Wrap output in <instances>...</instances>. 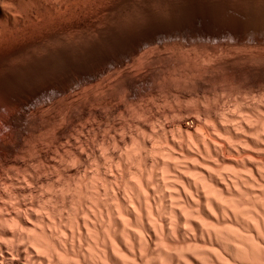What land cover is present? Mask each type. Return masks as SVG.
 <instances>
[{"label": "bare ground", "instance_id": "1", "mask_svg": "<svg viewBox=\"0 0 264 264\" xmlns=\"http://www.w3.org/2000/svg\"><path fill=\"white\" fill-rule=\"evenodd\" d=\"M24 1L27 2L28 0H0V45H1L0 48H3V49H1L2 52H0V69L4 65L6 67V64H8V66H9L10 63H7L9 60H12L11 62L14 65L15 63H13L14 62L13 59L21 57V56L26 58V59L24 58L23 60H26L27 63H29L28 61H30V60L27 61L28 58H30L31 60L33 59V61L36 58L38 60V58H39L38 53L39 52L36 55V51H34V50L38 49V48H36L38 46L41 47L42 44L44 46L43 40L41 41V37H39L40 35L38 34V31L35 32L34 30H32L30 28L33 26V24H31V22L28 21V19H27L28 16L26 18L28 23L26 22L27 26L25 24V27H26L25 32L23 31L24 27L22 28V30L20 29L24 24L22 25L20 23L22 17L19 18V20H20L19 21L18 15H16V14H20L21 12L24 13V12H26L25 10L28 11V9H29L28 4L30 5V3H28L26 5ZM31 1L37 2V1H33V0H31ZM48 1H50V0H48ZM63 1H65V0H63ZM87 1L89 2V0H87ZM155 1L159 2V0H155ZM163 1L165 2V0H163ZM170 1H172V0H170ZM187 1H189V0H187ZM200 1H197V2H200ZM32 2H31V4H33ZM43 2H44V0H43ZM45 2L47 4V0H45ZM68 2H69V4H74V0H68ZM77 2H79V1H77ZM136 2H138V0ZM162 2L160 4H162ZM167 2L168 1H166V3H164V4H162L163 6L160 5L161 8L163 7V10H164V8L166 9L167 4H169ZM173 2L176 3V0L172 1L171 3L173 4ZM177 2H179V3L182 2L181 4L184 3L183 0L182 1L177 0ZM197 2H196V4L198 5L199 3H197ZM51 3H53V2L51 1ZM64 3H66V2H64ZM119 3H120V1H119ZM171 3H170V5L173 9V7H175V5L173 4L174 6H172ZM215 3H216V1H215ZM23 4H25L24 6H26L28 9H26L25 7H22ZM46 4H44L43 6H45ZM156 4H158V3H156ZM165 4H166V6L164 7ZM181 4L177 5V6L183 7L184 4L183 5H181ZM193 4H194V2H193ZM201 4L202 3H200L199 5H201ZM36 5L38 6V4L34 3V6H36ZM59 5L56 4L55 6L59 7ZM67 5L65 4L64 6H67ZM90 5H91V3H90ZM148 5H149V3H148ZM239 5L242 6L241 4H239ZM31 6H29L30 7L29 10H31V8L33 9V7H34V6L31 7ZM37 6H36V8H38ZM40 6H42V5H40ZM61 6H63V4ZM95 6H97V5H95ZM193 6H194L193 9L196 8L195 7L196 5H193ZM202 6H204V5L202 4ZM132 7H134V6L132 5ZM158 7H159V4H158ZM168 7H169V9L168 8L167 9L170 10L171 7L170 6H168ZM253 7H254V5H253ZM258 7L260 8V6H258ZM50 8H52V6H50ZM64 8H66V7H64ZM71 8L74 9V7H71ZM83 8H85V7H83ZM93 8H95V7H93ZM153 8H154V5H153ZM43 9L44 8L39 10L42 12V16L46 12V11H44V13H43V11H42ZM75 9H76V7H75ZM90 9H91V7H90ZM228 9H229V7H228ZM236 9H238V8H236ZM37 10L36 11L34 10V11L38 12ZM69 10H70V7L68 8V12H69ZM168 10L166 11L167 13L170 12ZM196 10L197 9H195L194 12H196ZM203 10H204V7H203ZM215 10L216 9H214V11ZM56 11H58V9ZM63 11H65V10L63 9ZM138 11L139 10H137V12ZM141 11H143V10H141ZM147 11L150 12L149 10H147ZM147 11H144V12L146 13ZM161 11H162V9H161ZM161 11H159V12L161 14H163V12H161ZM173 11L175 13V9ZM179 11H180V15H181L182 14L181 10L179 9ZM187 11H186V13H187ZM207 11H209V10H207ZM211 11H212V8H211ZM219 11H221V10H219ZM35 12H34V14H35ZM75 12H76V10L74 11V13ZM80 12H81V10L79 11V13ZM114 12H115V10H114ZM159 12H158V14H159ZM164 12H165V10H164ZM183 12H185V10ZM188 12H190V11H188ZM29 13H30V11H29ZM63 13L61 12L62 15H64ZM71 13H73V12H70V14ZM85 13H86V10H85ZM139 13H142V12H139ZM147 13H146V15L148 17ZM151 13H149V14L151 15ZM204 13H206V11ZM226 13H227V11H226ZM262 13H264V12H262ZM37 14L40 15L41 13L38 12ZM45 14H47V13H45ZM48 14L50 15V11L48 12ZM89 14H90V12H89ZM177 14H178V12H177ZM177 14H176V18L179 16V14H178V16H177ZM190 14H192V13H190ZM39 15H38V17H39ZM81 15H83V14H81ZM91 15H92V13H91ZM130 15L134 16L135 13H133V14L130 13ZM130 15H128V16H130ZM152 15H154V14H152ZM156 15H157V13H156ZM166 15L164 17H166ZM24 16H26V14ZM47 16L44 15V17H46L44 19H47ZM59 16L57 17V20H59L58 19ZM76 16H75V19H76ZM79 16H80V14H79ZM79 16H77V19ZM85 16H82V17H85ZM87 16H88V14H87ZM99 16H97V17L99 18ZM138 16L142 17L143 14L142 15L139 14ZM138 16H137V18L135 17L136 19H138L137 20L138 22L140 21L139 19H141L145 23H148L147 21L144 20V18H146V17H144L142 19L141 17L139 18ZM157 16L159 17V15H157ZM228 16L229 15H227V17ZM34 17H36V15ZM38 17H37V19H38ZM49 17L50 16H48V18ZM63 17H65V16H62L61 19ZM131 17L132 16L128 17V19ZM164 17H162V18H164ZM168 17L170 19L173 16L170 17L168 15ZM174 17H175V15H174ZM186 17L188 18V16H186ZM198 17H199V15H198ZM230 17H231V15H230ZM67 18H68V16H67ZM73 18H74V16H73ZM122 18H124V17H122ZM122 18L119 20L117 18V20L121 21V23H122V22H124V20ZM133 18L134 17H132L131 19H133ZM149 18H146V20L147 19H148V21L151 20ZM151 18H152V16H151ZM183 18L181 16V20ZM205 18H207V17H205ZM31 19H30V21H32ZM55 19H56V17H54V19H51V20H55ZM114 19L115 20L113 22L117 21L116 17ZM128 19L126 18L124 23H126V21H127V23L129 24ZM131 19H130V21H131ZM153 19H157V17L156 18L154 17ZM166 19L167 18H165V20ZM208 19L210 22L211 18H208ZM218 19H220V18H218ZM241 19H242V17H241ZM25 20H24V23H25ZM41 20L43 21V17ZM62 20H64V19H62ZM85 20L87 21V19H85ZM85 20L83 22H80V23L79 22H71L69 20H68L69 21V23H68L65 20V24L66 23L69 24L66 26L59 24L60 21L59 22L53 21V23L51 22V24L48 26L46 24L50 20L47 19L46 20L47 23L45 24L43 22L44 23L43 26L46 25V26H48L47 28L50 27L49 29L51 30V32L53 31V36L59 42L60 32H61V34H62V32L63 33L69 32L70 33L69 37H71V32H73V30H75L77 28L81 29L79 27H83L86 25ZM158 20L161 21L160 18L157 19V21ZM173 20H174V18H172V21ZM175 20L177 21V19H175ZM178 20H180V19H178ZM199 20H200L199 24L201 25V20L203 21L204 18L203 19L200 18ZM205 20H204V22H205ZM250 20H251V18H250ZM73 21H76V20L73 19ZM89 21L90 20H88V22ZM95 21H97V20H95ZM105 21H106V19H105ZM118 21L115 24L118 25L117 29L119 30V28L121 26H119ZM133 21H134V19L132 20V22ZM152 21L155 23L156 20L155 21L152 20ZM176 21H174V22H176ZM232 21H233V19H232ZM22 22H23V19H22ZM34 22L35 21H33V23ZM132 22H131V25L133 26ZM144 22H142V23H144ZM164 22H166V21H164ZM168 22H169V20H168ZM221 22H219V23H221ZM223 22L225 23V20H223ZM236 22L237 21L233 22L234 25ZM39 23H40V25L42 24L40 21H39ZM140 23H141V21H140ZM230 23H231V21H230ZM238 23H240V21H238ZM20 24H21V27H20ZM36 24L38 25V23H36ZM88 24L89 23H87V27H88ZM115 24H113V25H115ZM135 24H137V22L134 23V25ZM172 24H173V22H172ZM205 24H208V22ZM226 24H228V22ZM241 24L243 25V23H241ZM40 25H38V27ZM117 25H115V26L117 27ZM120 25H122V24H120ZM138 25L135 27H138ZM151 25L152 24H150L149 26H151ZM162 25H160V26H162ZM200 25H199L200 28H204V27H201L202 25L201 26ZM89 26H91V25H89ZM96 26H95V28H96ZM115 26H114V28H115ZM125 26H126V24H125ZM125 26H124V28H125ZM143 26H146L145 29L149 28V27H147L148 25H145V24L142 26H139V28L141 29V27L143 28ZM170 26H171V24H170ZM213 26L214 25L212 24L211 28ZM229 26L230 25H228V27ZM232 26H233V24H232ZM40 27H42V26H40ZM135 27L132 29L129 28L132 30L131 31L132 33L134 32L133 29L134 30L138 29ZM196 27H198V26H196ZM216 27L214 26L213 29L215 30ZM238 27H239V25H238ZM255 27H257V26H255ZM27 28L28 29L30 28L31 30L29 29V31H27ZM150 28H152V27H150ZM250 28L248 27L247 29L249 30ZM259 28L261 29V27H259ZM45 29H46V27H45ZM45 29H43V31H42L39 28V30L43 33H45L44 32ZM85 29H86V26H85ZM88 29L89 28H87V30ZM107 29H110L109 26L107 27ZM107 29H105V30H107ZM117 29L113 30V27H112V30L114 33L117 31ZM120 29H122V28H120ZM153 29H157V27L153 28ZM232 29H234V27ZM257 29H258V27H257ZM50 30H48V32ZM97 30L98 29L96 28L95 31H97ZM112 30L111 31L109 30V31L112 32ZM124 30L128 31V33L130 32L128 29L126 30V28ZM147 30L148 29H146V32H147ZM221 30L222 29H220V31ZM80 31H82V30H80ZM137 31H136V33H137ZM144 31L145 30L141 31V33ZM157 31H158V29H157ZM195 31H197V30H195ZM91 32H93V29L91 30ZM91 32H86V33H88L89 37H93L95 34V32H94V33H92L93 36L89 35V33H91ZM99 32H100V30H99ZM99 32H98V35L101 33V32L100 33ZM110 32H108V33H110ZM150 32H151V30H150ZM221 32H223V31H221ZM235 32H237V31H235ZM66 33H65V35H66ZM69 33H68V35H69ZM77 33H76V35H79V33L78 34ZM102 33H104V32H102ZM106 33H104V34H105V36L107 35V37H108V33L107 34ZM125 33H123V34H125ZM128 33H126V34H128ZM141 33H140V35H141ZM147 33L149 34V30ZM147 33H145V34H147ZM110 34H112V33H110ZM115 34H117V32ZM119 34L120 33H118V35ZM123 34H120V35H123ZM148 34H147V36H148ZM229 34H231V32ZM255 34H256V32H255ZM65 35L62 36L64 38V40L66 39L65 37L68 36V35L67 36H65ZM103 35H102V37H103ZM251 35H252V33H251ZM262 35H263V33H262ZM49 36H50V33H49ZM51 36H52V33H51ZM85 36L83 34V39ZM88 36H86L87 39L89 38ZM113 36L114 35H112V37ZM128 36L130 37L131 35H128ZM142 36L143 35H141V37ZM86 37H85V39H86ZM114 37H117V36H114ZM122 37H124V36H122ZM149 37L150 36H148L147 38H149ZM240 37L237 38L238 42H239ZM243 37H242V39H243ZM63 38L61 40H63ZM76 38L79 39V40H75L76 42L77 41L78 42H84V40L81 39L80 36H78ZM95 38H97V37H95ZM98 38H97V41H95L96 39L91 40L92 44H91V42L90 43L87 42V39H86V42L89 44L88 45L85 44L86 49L83 48L85 45H83L82 48H80V50L84 49V54L82 56H80V55L74 56L77 53L76 54L73 53L74 54L73 55L71 53V51H69V50H71V47L70 48L68 47L69 49L67 48L68 51H66L64 49L66 46L63 47V50L61 49L62 46H58L59 49H61L62 51H64V50L66 51V52L64 51V53H60V55L62 56V59L65 60V64L63 65L61 63H58V62H56L57 60L53 58L54 60H56L55 61L56 63L61 64L63 67H60V68L58 67L57 69H54V73H52V74H49L50 72L46 73L45 72L46 69L44 70V67L42 70H39V71H37L38 69L35 70V67H32V68H34V70L29 71L28 68H31V67L30 66L24 67V66H22V64L21 65L18 64V65L22 66L23 68L27 67L26 69H28V70L24 69L23 71H21L22 73H19L20 74L19 76H16L15 74L13 75V73L11 74V72H10L11 67L10 66H9L10 69H8L9 71L5 70V72H2L0 70L1 78L3 77L2 74H4L6 77L5 81L0 78V160L1 161L6 162V163H10V164L11 163L17 164L18 162L20 163V161H18V159H15V155L19 154V155H21V159H24V158H22L23 156L28 157V155L29 156L32 155V158L34 157L35 161L43 164V162L45 160H47L46 159L47 153L49 151H47V153H46L42 150L43 148L41 149L40 143L42 141L39 142V139H41V138H39V135L43 131H47V132L49 131L52 134V135H50V134L49 135L52 136L54 141H55V138H56V140H60L64 136V134L66 133V127H63V125L61 127L55 126L56 121L54 120L55 121L54 122L53 120H51V118L53 117L52 115L55 113L54 111L57 110L59 112L60 109L62 111V108L65 107V105H68L71 103V105H73L72 108L76 109V111H77V113L76 112L75 113L79 114L82 117L85 115H86V117H87V115L91 116L93 111L91 110V106H89L91 104L90 103L91 101L87 100L89 98L86 99L88 102H86L85 104H83L81 106H79L76 103L74 104V98H76V97L71 96L72 94L70 95V93H72L69 90L71 87L68 89L67 85L72 81V79L74 78L73 76H75V74H76L75 72H77V71L80 74L82 73L83 76H84V74L87 75L86 77L84 76L85 80L82 79L83 77L79 75L80 79L84 80L85 83L91 81L94 83V85H96L95 84L96 80L102 78V74L105 70L104 67L102 66V64L105 63V60L107 59L110 50L109 51L107 50L108 49L107 42H106V44H107L106 48L107 49L104 50L105 47H103V46H104L105 42L103 40L102 41L104 42V44H103V46H101L103 48V51H97L101 48L100 45L102 44L101 43L102 41L99 42V43H101L99 45L100 48L95 50L93 44L95 45V47H96V45H98V44H96V42H98V40H99ZM105 38L106 37H103L102 39H105ZM67 39L70 40L69 38H67ZM67 39H66V42H67ZM108 39H110V38L108 37ZM108 39L105 41H108ZM122 40H123V38H122ZM133 40H136V39H133ZM261 40H263V38ZM44 41L46 43V40H44ZM55 41H53V42L55 43ZM71 41L73 42L74 39ZM71 41H70V43H72ZM75 41H74V43H76ZM88 41H90V40L88 39ZM114 41H116V40H114ZM146 41H148V40L146 39ZM146 41H145V43H146ZM253 41H255V40H253ZM61 42H59V43L62 44ZM112 42H113V40L110 43H112ZM116 42H118V41H116ZM139 42H140V44H142V43L145 44L144 42H142V43H141V41H139ZM65 43H64V45H65ZM147 43H149V42H147ZM48 44L49 43H47V45ZM78 44L79 43H77V45ZM82 44L83 43H81L79 45L81 46ZM137 44H138V42H137ZM243 44H244V41H243ZM118 45H120V42ZM118 45H117V48H118ZM126 45L127 44H125V46ZM130 45H133V44H130ZM251 45H252V43H251ZM54 46H56V43ZM68 46H69V44H68ZM113 46L116 47V45H113ZM58 47H53L51 49L55 48L54 51L58 53V50H59ZM134 47L136 48V46H134ZM75 48H78V46L77 47L75 46ZM97 48H98V46H97ZM51 49H48L47 51H49ZM100 50H102V49H100ZM47 51H45V54ZM52 51L53 50H51V52ZM54 51L52 53L54 56H56L57 54H54L55 53ZM137 51H138V49H137ZM47 53H49V52H47ZM52 53H50V54H52ZM78 53H80L79 50H78ZM197 53H199V52H197ZM45 54L42 53V56H44ZM50 54H48L47 59H49V56H51ZM42 56L40 55V58H39V60H41V61L43 59ZM180 56H182V54H180ZM206 56H208V55H206ZM44 58L45 59H43V60H46L45 56H44ZM200 58H201V56H200ZM200 58H199V60H200ZM207 58H209V57H207ZM18 59H21V58H18ZM184 59H185L184 61H186L185 57H184ZM108 60H112V58L108 59ZM179 60H181V59L179 58ZM190 60H192V59H190ZM17 61L18 60H16V65H17ZM194 61H195V59H194ZM263 61H264V59H263ZM18 62H20V60ZM34 62H36V60ZM34 62L29 63V65L34 63ZM55 62H53V63H55ZM113 62L115 63V60ZM204 62H203V65H206V64H204ZM210 62H212V61H210ZM20 63H22V62H20ZM27 63H26V65H27ZM43 63L45 64V66H47L46 65L47 63H45V62H43ZM43 63L41 65H39V64L38 65L43 66ZM106 63H108V62L106 61ZM117 63L118 62L115 63V66ZM12 64H10V65H12ZM48 64H51V63H48ZM109 64H107V65H109ZM111 64H112V62H111ZM208 64L209 63H207V65ZM33 65H36V64L34 63V64H32V66ZM38 65L36 68H39ZM113 65L114 64H112V66ZM186 65H187V63H186ZM57 66H59V65H57ZM201 66H202V64H201ZM14 67H15V65H14ZM51 67H53V66H50V68ZM192 67H194V66L192 65ZM236 67H237V65H236ZM16 68H17V66H16ZM47 68H49V67H47ZM184 68H186V67H184ZM249 68H251V67H249ZM172 69H174V68H172ZM17 70H18V72H20L19 68ZM17 70H14L15 73L17 72ZM96 70H97V72H92V71H96ZM247 70H245V71H247ZM90 71H91V74L89 75ZM112 71H114L113 68H112ZM196 71H197V69H196ZM111 72H109V73H111ZM132 73L133 72H131V74ZM216 73H218V72H216ZM231 73H233L232 70H231ZM146 74H145V77L147 76ZM184 74H186V73H184ZM168 75L170 76L171 73ZM237 75H238V73H237ZM79 76L77 75V78ZM127 76H128V74H127ZM132 76H134V75H132ZM132 76H130L131 77L130 80L131 79L134 80V78H132ZM155 76H157V75H155ZM155 76H154V78H156V79H157V77H159V76H157V77H155ZM234 76H236V75H234ZM252 76H254V74ZM5 77H3V78H5ZM103 77H105V76H103ZM120 77H122V76L120 75ZM123 77H125V76H123ZM123 77L120 79L123 80ZM162 77H163V75H162ZM181 77H182V74H181ZM58 78H60V79L58 80ZM150 78H152V77H150ZM187 78H188V76H187ZM232 78H234V77H232ZM235 78H237V77H235ZM74 80H75V78H74ZM79 80L77 79V82ZM126 80H124V81H126ZM136 80H137V78H136ZM142 80L144 82L145 79H142ZM176 80L178 81L179 79L177 78ZM180 80L182 81V79H180ZM180 80H179V82H181ZM73 81L71 83H73ZM101 81H103V80H101ZM207 81H209V80H207ZM80 82L82 83L83 81H80ZM80 82H78V83H80ZM128 82H130V81H128ZM133 82H136V81H133ZM139 82H141V80ZM148 82H146V83H148ZM166 82H168V81H166ZM74 83H73V86L78 84V83L77 84H74ZM90 83H89L88 88L92 84V83L91 84ZM131 83L132 82H130V84ZM174 83H176V82L174 81ZM144 84H145V82H144ZM181 84H182V82H181ZM201 84H203V83H201ZM259 84H261V81ZM79 85L81 86V84H79ZM86 85H88V83H86ZM120 85H122V84H120ZM125 85H128V84H124L122 86L125 89H127L125 87ZM130 86H131V88L130 87H128V88L134 89V92H135L136 89L132 88V85H130ZM98 87H99V85H98ZM135 87H136V83H135ZM176 87H177V85H176ZM66 88L69 90V92H70V93L68 92L69 94L66 93L67 92ZM119 88L121 89L122 87L120 86ZM74 89H75V87H74ZM138 90H139V88H138ZM86 91H87V89H86ZM217 91H219V90H217ZM261 91H262V89H261ZM46 92L50 94V95L48 94L50 97L48 102H51V103H46L45 100H44L45 103L43 101L42 102L38 101L39 103H36L38 98L41 97L40 95L44 94V93L46 94ZM83 92L84 91H82V93ZM220 93L222 94V92H220ZM58 94H60V95H58ZM218 95H220V94H218ZM213 96H215V95H213ZM221 96L223 97V95H220V97ZM261 96H263V95H261ZM198 97H199V95H198ZM220 97H218V98L222 99ZM80 98H82V97H80ZM173 99L175 100V97ZM202 99H204V98H202ZM206 99H208V98H206ZM212 99H214V98H212ZM252 99H254V98H252ZM81 100L84 101L83 99H81ZM239 100H241V99H239ZM204 101H206V100H204ZM234 101L236 102V100H234ZM243 101H242V103H243ZM78 102L79 101H77V103ZM198 102H200V101H198ZM212 102H215V101L213 100ZM252 102H254V101H252ZM204 103H203V105H206ZM46 104H49V105L54 104V105H56V107L54 106L52 109V107H51L52 105L49 106V107H51V108H49V107H47ZM207 104H208V102H207ZM239 104H241V103L239 102ZM263 104H260V106H261L260 110L258 109V106H259L258 104H257L258 105L257 108H255V107L251 108V111L253 109H258L260 111V112L259 111L257 112L258 115H257V113H254L255 116L253 113H251V111H249L250 107H248L249 108L248 111H245L244 110L245 108L243 109L242 104H241L242 106L240 105L242 108L241 110H240V106L234 104L236 106V107L235 106L234 107L235 108L239 107L238 109L240 110V112H242V115L240 112H238L242 116L241 117L236 112L238 109L234 108L236 110L235 112L241 117V118H239V120H240L239 123H237L238 120H237V122L233 121V123H232L233 125H235L234 122H236L237 132L234 131L235 129L233 128L234 127L233 125L228 124V123H230V122H228V120H224V121H227V125L229 126V128H230V126L231 127L233 126L232 129L231 128L229 129L226 124L223 125V124L219 123V121L217 122V119L221 120V119H219L218 115L222 116L223 119L225 117H227L226 115H229L227 113L225 115V113H224V112H227L228 110L224 111V112L223 111L222 112H219V111L212 112L211 109H208L210 111L207 112L206 110L203 111L205 108H202L201 106H199V107H201V110L199 108L198 109L196 108V110H197L196 113H199L198 114L199 116L204 115L207 118H210L213 116H215L216 118L218 117L215 120L216 122L214 121L216 124L214 123V126L212 124V127L209 126L210 129L215 127L216 133H218V135H216L215 133H213L214 134L213 135L212 132H215V130L213 129L214 131L211 132L212 135L209 134L211 137L214 136V138H211V140L208 138L203 139V138H205V136H204L205 134L203 135L202 133H205V132L199 131L200 130L199 127H201L200 122L202 120H205V118H203V119L201 118L202 120L200 119L201 121L198 122V124H200V125L197 127H196V125H198L197 121H199V120L195 121L196 122L195 130L197 128V130L199 132H197V130L193 131V127H192L193 122L192 121H191V123H187V122L181 123L180 121H178V126L177 125L176 126L178 128H180V130H182L183 133H182V131L180 132V130L175 125H174V127H176L178 129L176 131H179L180 135L182 133V136L177 135V134H179V132H177V134H176L175 130H172L173 126H172V129L168 128L169 131L170 130H172V132L174 131V134L177 135L176 138L179 136V139H177V141H175L174 139L169 141V138L171 139V137H169L168 140L165 139V137H166L165 134L172 133V132L169 133V131L167 129H164L165 127H167L165 125H162V126H165L164 128L163 127H161V129L159 128L160 130L164 129L165 131L166 130L168 131V132L166 131V133L165 132L163 133L164 139L161 138L162 136H160V137L155 136V141L153 140V142L155 143L160 138V140L162 139L161 141L164 140V142H162V143L165 144L167 142L166 145H163V144H160V146L154 145L152 143V141H150L151 138L149 137V134L153 133L152 131L149 132L148 137H147V135L145 136L143 134L144 138L145 137L147 139L150 138L148 140H145L146 138L140 140L139 137H140V135H142V133L141 134L139 133L138 137L136 135L135 136L136 138L129 137V139L130 138H133V139H130L128 141L127 140L123 141L122 147H120V148H122L120 155L118 154V156L116 155V157L113 158V156H115V155H113L111 153H114V152L111 151V153H110L109 150L108 151L105 150L107 153H110L112 155V156H110L109 154H107L104 151L107 154V156L104 155V157L103 156L102 157L103 158H105V157L109 158V159L107 158L108 160H106V158H105L106 162L108 161L107 164L104 161L106 166H104L105 164L101 166V160H100L101 157H97L96 155L99 156V154H95V153H99V152L94 153L93 152L94 149H91L92 145L90 146L91 148H88L89 143L87 144V150L84 149L87 151L86 152L87 154H84V153L83 154L86 155L85 157L87 158L86 159L87 161L94 162V164L92 163L93 166H90L91 164L89 165V163L83 159L84 157L82 156V153L79 152V151H81L80 149L79 150L74 149L77 145L74 148L72 147L74 149V151L72 149L73 153L71 152L72 155H70V157H68V158H65L64 155H62L63 152H60V153H62L61 154L62 157L65 158L64 160H62V158H58V159H61L63 161L62 162L63 164L61 163V161L58 162V165H59V163H61V166H58V167H62V165H63V167H65L63 169L60 168L59 171L57 170L58 172L56 171L58 174L57 177L61 178L60 185H57L56 187L59 188V186H60V188H59L58 192L57 191L54 192V195H51V194L49 195L48 194L49 192H47L48 196H47V198L45 197L46 199L39 197L40 194L38 196V191L41 190V192H42V188H43V190H45L44 192L49 190L51 193L52 192L51 188L55 187V184L53 182H55V181L58 182V181H60L59 179L58 180L54 179L55 181H52V183L54 184V187H50V185L53 186V184L50 183L48 185V183H46V178L41 179V177H39L40 175H38V173H35L36 171L33 172L32 174L29 173L30 175H28L26 178H25V176L23 177L20 174L25 180L18 174L21 177L22 181L24 180V182L22 183V184H25L24 186L16 187V185H15V187L14 186L10 187L12 189H10V191L7 190L8 192H2L1 191L2 189L0 190V243L3 246L2 247L0 245V264H264V159H263L264 157L262 158V156H264V105ZM226 105H227V103H226ZM244 107L247 108V106H244ZM139 108H141V107H139ZM217 108H219V107H217ZM67 109H69V108H67ZM230 109H232V108H230ZM1 110H3V112ZM242 110H244V112ZM49 111H51V112H49ZM52 111L54 113H52ZM74 111H73V115L75 114ZM137 111L139 112V110H137ZM191 111H189V112H191ZM255 111H257V110H255ZM217 112H219V113L216 116ZM235 112H234V114H235ZM66 114H67V112L65 113V115ZM211 114H213V115H211ZM231 114H233V113H231ZM63 115H64V113H63ZM70 115H71V113L69 114V117H70ZM208 115H209V117H208ZM66 116H68V115H66ZM61 117L59 116V119H61ZM231 117H232V115H231ZM63 118H65V117H63ZM258 118H259V120L261 119V122L258 120ZM59 119H58V121H59ZM67 119H68V117H67ZM73 119H74V117H73ZM213 119H211V120H213ZM255 119H257V120L255 121ZM49 120H51V122ZM62 120L65 121L64 119H62ZM62 120L60 122H62ZM88 120H90V118ZM207 121H204V122H207ZM73 122H74V120H73ZM73 122H72V125H73ZM151 122H153V121H151ZM161 122L164 123L165 121L161 120ZM211 122H213V121H211ZM252 122H253L252 127H249V125ZM258 122H260L259 124L261 125L260 126L258 124L260 126V127L258 126V128H260V129H258L259 131L257 130L256 135H254V138H252L251 135H253V134H251V131L254 129L253 128L254 126L255 127L257 126ZM217 123H219L220 125H217ZM223 123H226V122H223ZM159 124L161 126V123H159ZM167 124H168V122H167ZM203 124H204V126H203ZM203 124H202V127L207 126V124H205V123H203ZM75 125L76 124H74L73 127H75ZM137 126L138 125H136V127ZM223 126H227V127L225 128ZM127 127H129V125ZM136 127H134V128H136ZM153 127H154V125H153ZM156 127H157V124H156ZM207 127L203 128V129H206ZM146 128L148 129V127H146ZM209 128H207V130ZM55 129H56V131L54 132ZM72 129L74 130V128H72ZM82 129H84V128L82 127ZM91 129H94V128H91ZM150 129H152V128H150ZM190 129H192L193 132L190 131ZM152 130H154V129H152ZM160 130H157V132ZM132 131H134V130L132 129ZM147 131H149V130H147ZM203 131H206V130H203ZM253 131H255V129ZM68 132H69V130H68ZM142 132H144V128H143ZM157 132H155L156 135L159 134ZM207 132H209V131H206V133ZM255 132H253V133L255 134ZM184 133H185V135H184ZM198 133H201L204 137ZM163 134L161 132V134H159V135H163ZM150 135H152V134H150ZM221 135L224 136L223 138L226 137V141L229 139L227 141L228 144H225V143H227L225 141V139L222 138V140L225 142V143H223V141L218 137V136L221 137ZM121 136H123V135H121ZM130 136H132V135H130ZM152 137H153V135H152ZM173 137H174V135L172 133V138ZM201 137H203V138H201ZM64 138H66V137H64ZM79 138H80V136H79ZM121 138H123V137H121ZM121 138H120V140H121ZM86 139L85 140L82 139V140L86 141ZM136 139H139V140L137 141ZM219 139L222 142H220ZM74 140H76V139H74ZM165 140H167V141L165 142ZM102 141L104 142V140H102ZM168 141H169V143H168ZM106 142H105V144H107ZM70 143H72V142H70ZM70 143H69V145H70ZM75 143L79 144V141L77 140V142H75ZM156 143L159 144L160 141H157ZM101 144L104 145V143H101ZM101 144H99V145H101ZM60 145H62V144L60 143ZM103 145L101 146L102 148H103ZM161 145H163V146H161ZM232 146L235 147V149H231ZM70 147L71 146L68 147L67 151L70 150L69 149ZM82 148H83V146H82ZM104 148H106V147H104ZM118 148H119V146H118ZM249 148L250 149H257V150H250ZM114 149H115V147H114ZM63 150L66 151L65 149H63ZM103 150L104 149H102V152H103ZM52 151H53V149H52ZM55 151H57V150H55ZM232 151L237 152V154L240 153L243 155H246L248 152H251V151H252L251 152L252 154L254 152H259V155L261 154L262 156L260 155L261 156V158H260L258 153H254L256 155V156L255 155L254 156L257 157V159L253 158L254 156L251 155L252 158H251V156H249L251 158V161H248L250 158L247 159V158H245L246 157L245 156L243 162L246 161L247 163L246 162L243 163L241 161L243 159V157L241 158V160H239V163H237L238 161L236 158H234L235 160L232 159L234 161H231L230 159H228V157L227 158L225 157L226 154L224 155V153L226 152L227 156H228V154H230V152H232ZM69 152L70 151H68V153ZM240 154H238V155H240ZM54 155H57V154H54ZM238 155H235V156H238ZM240 161L242 162V164ZM48 162H46V163H48ZM27 163L24 165L26 166ZM55 163H57V162L55 161ZM41 164H40V166H41ZM87 164L89 166H87ZM20 165H23V164H20ZM20 165L18 164L17 167H21ZM29 165L30 164H28V166ZM54 165L56 166V164H53V167H54ZM7 166H8V164H7ZM13 166H14V164H13ZM10 167H8V168L11 170L13 167L12 168H10ZM56 167H54V170L52 169L54 172L58 168V167L57 168ZM46 168L48 169V166H46ZM104 168L107 170H105ZM22 169H24V168H22ZM32 169L33 168H31V171H32ZM35 169H36V167H35ZM3 170L5 171V169H3ZM7 170L8 169H6V172H8ZM24 170H26L27 172H31V171H28V168L26 169V167ZM11 171H13V169ZM17 171H18V168H17ZM40 171H42V170H40ZM225 172H228V173H225ZM11 173H13V172H11ZM11 173H10V177H12ZM17 173H14V174H17ZM22 174H24V171ZM39 174H40V172H39ZM47 174H49V173H47ZM43 175H45V174H43ZM14 176H17V175H14ZM14 176H13V179L16 178ZM44 177H46V176H44ZM4 179H6V177ZM17 179L19 180V178H16V180ZM2 181H4V180H2ZM4 182H6V181H4ZM15 182H17V181H15ZM19 182H20V180L17 182V184ZM9 183L11 184V182H9ZM14 183H13V185H14ZM20 184L21 183H19V186H21ZM8 186H10V185H8ZM4 191H6V190H4ZM2 212H6V213H4V215H3ZM3 249H5V251Z\"/></svg>", "mask_w": 264, "mask_h": 264}, {"label": "rangeland", "instance_id": "2", "mask_svg": "<svg viewBox=\"0 0 264 264\" xmlns=\"http://www.w3.org/2000/svg\"><path fill=\"white\" fill-rule=\"evenodd\" d=\"M29 1V2H28ZM27 2L26 1H24L25 2V4L27 5L28 3H30V5L28 4V8L30 9V7L29 6H31V7H33L34 6V3H36V4H38V8H36V6H34L33 7V9L36 11L37 9V11L38 12H40L41 14V16L39 15V14H37L38 12H35L32 8H31V10H29L26 6H24L25 4H23V6L22 7H25L26 9H28V11L27 10H25L26 12H24V13H20V14H16V15H18V20H19V18H21V21H20V23L23 25L22 27H21V24H20V29L22 30V28L24 27V32H25V30H26V27H25V24H26V22L28 23V21L29 22H31V24H33V26L32 27H30L32 30H34L35 32L36 31H38V34L40 35L39 37H41V41L43 40V43H44V46H43V44H42V48L40 47V46H38V47H36V48H38V49H36V50H34V51H36V55H37V53L39 54V58H40V55L42 56V53H44L45 54V51H47L48 49H51V48H53V47H58V46H62V50H63V47H65L64 49L66 50V51H68L67 50V48L69 47H71V50H69V51H71V53L73 54H76V55H74V56H82L83 54H84V49H82V50H80V48H82V46L83 45H85V44H89L90 42H91V40H95V41H97V38L99 39L98 40V42H96V44H98V45H96V47H95V45L93 44V46H94V49L96 50V49H99L101 46H103V44H104V42H105V44H104V46L103 47H105V49L104 50H106L107 48H106V45H107V47H108V51H109V55H108V57H107V59L105 60V63H103L102 64V66L104 67V72H103V74H102V78L101 79H97L96 80V82H95V84L97 85H94V83L93 82H86V83H88V85H86V83H85V77L87 76V75H85L84 74V76H83V74L81 73H79L78 71V73L77 72H75L78 76L80 75V76H82L83 78L82 79H84V80H81L80 79V76L77 78V75L75 74V76H73L74 78H75V80H74V78L72 79V81H73V83L74 84H77L78 82H80V81H83L82 83L80 82V83H78L77 85H74L73 86V83H69L68 85H67V87H68V89L72 92V93H70L69 92V90L66 88V90H67V94H69L70 93V95L71 96H73V97H76V98H74V104L76 103V104H78L79 106H81V105H83V104H85L86 102H88V101H91L90 103V105L89 106H91V110L93 111L92 112V114H91V116H89V115H87V117H86V115L85 116H80L79 114H76L77 113V111H76V109H73L72 108V106L73 105H71V103L70 104H68V105H65V107H63L62 108V111H61V109L59 110V112L56 110V111H52V113H54L52 116V118H51V120H55L54 122H55V126H62L63 125V127H66V133L64 134V136L60 139V140H56V138H55V141H54V139L52 138V136H50V135H52L51 134V132H47V131H43V132H41L40 133V135H39V138H41V139H39V142H41L40 144H41V149L44 151V152H46L47 153V151H49L48 153H47V160H45L44 162H43V164H41V163H38L37 161H35V159H34V157L32 158V155H28V157H26V156H23L22 158H24V159H21V155H15V159H18V161H20V163L18 162L17 164H15V163H13L14 164V166H13V164L11 163H6V162H3V161H1L0 160V190L2 191V192H8V191H10V189H12V188H10V187H15V185H16V187H22V186H24L25 184H22L23 182H24V176H25V178L28 176V175H30L29 173H33V172H35V173H38V175H40L39 177H41V179L43 178H46V183H48V185L50 184V183H52V181H55V180H60V181H55V182H53L54 184H55V187H54V184H53V186H51L50 185V187H54V188H51L50 190L53 192H51L50 193V191L49 190H47L46 192H44L45 190H43V188H42V192H41V190L40 191H38V196H39V194H40V196L39 197H41V198H47V196H48V194L50 195H54V192L55 191H59V188H60V186H59V188H57L56 186L57 185H60V182H61V178H58L57 177V172L59 171V169L60 168H65V167H63V165H62V167H58V166H61V163L63 162L62 160H64L65 158H68V157H70V155H72V153H73V151H74V149H76V150H81V151H79V152H81L82 153V156L84 157L83 159L84 160H86L87 158L85 157L86 155H84V154H87L86 152V150H87V144H88V148H91V149H94L93 150V152L95 153V152H99V153H95V154H99V156L98 155H96L97 157H101L100 158V160H101V166L102 165H104L105 163L107 164V162H106V160H108L106 157V160H105V158H103L104 157V155H106L107 156V154H109L110 156H112L111 154H113V155H115V156H113V158L114 157H116V155L118 156V154L120 155V153H121V149L122 148H120V147H122V143H123V141H128V140H130V139H133V138H136L135 136L137 135V137L139 136V133L141 134L142 133V135H140V137H139V139L141 140V139H145L144 138V135L146 136L147 135V137H148V134H149V132L150 131H152L153 133H150V134H152L153 135V137H152V135H150L149 134V137L151 138H148V139H150V141H152V143L154 144V145H159L160 146V144H163V145H166V141L168 140V138L169 137H171V139L169 138V141H171L172 139H174L175 141H177V139H179V136L176 138V136L177 135H180V132L182 131V130H180V128H178L177 126H178V121H180L181 123H185V122H187V123H191V121L193 122V125H192V127H193V131L195 130V125H196V122L195 121H197V120H199V121H197V124H198V122H200L203 118H205V120H202L201 122H200V124H198V125H196V127L197 126H201L202 127V124L203 123H205V124H207V126H205V127H207V128H209V126L210 127H212V124H213V126H214V123L216 122L215 120L218 118H216L215 116H213V117H210V118H207V117H205L204 115L202 116V115H198L199 113H196L197 112V110H196V108L198 109H200L201 110V107L202 108H205L203 111H207V112H209L210 110H208V109H211V111L212 112H214V111H219V112H224V111H227V112H224L225 113V115H226V113L227 114H229V115H226L227 117H225L224 119H223V117L222 116H220V115H218V113L219 112H217V114H216V116L218 115L219 116V119H221V120H218L217 119V122L219 121V123H221V124H226L227 125V121H224V120H228V122H230V123H228L229 125H233L232 123H233V121H236L237 122V120H238V122L237 123H239L240 122V120H239V118H241L242 116V112H240V110L242 109L241 108V106L243 105V109L245 110V111H248V107H250V110L249 111H251V108H253V107H255V108H257V106H258V109L260 110V104H263L264 103V61H263V59H264V13H262V12H264V0H215L216 1V3H215V1L214 0H189V1H185V0H183L184 1V5L183 4H181V3H179V2H177V0H176V3L175 2H173V4L175 5V7H173V9H172V7H171V5H170V3L172 2V1H175V0H172V1H170V0H165V2L163 1V0H159V2H156L155 0H138V2H136L137 0H89V2L87 1V0H74V4H69V2H68V0L66 1H61V0H50V1H48L47 0V4H46V2H45V0H44V2H43V0L41 1V0H33V1H37V2H32L31 0H28ZM51 1L53 2V3H51ZM59 3H58V2ZM77 1H79V2H77ZM119 1H120V3H119ZM148 1V2H147ZM163 1V2H162ZM166 1H168L167 3H169V4H167V6H166V4L164 5V7L166 6V9L164 8V10H165V12L169 9V7L168 6H170L171 7V9L170 10H168V11H170V12H164V10H163V7L161 8L160 7V5L161 6H163L162 4H164V3H166ZM180 1V0H179ZM182 1V0H181ZM193 1L194 2V4H193V2L191 3V2ZM197 1H200V2H197ZM203 1V2H202ZM208 1V2H207ZM214 1V2H213ZM232 1V2H231ZM31 2L33 3V4H31ZM39 2V3H38ZM41 2V3H40ZM51 4H50V3ZM55 2V3H54ZM64 2H66V3H64ZM88 2V3H87ZM101 2V3H100ZM133 2V3H132ZM162 2V4H160ZM196 2L197 3H202L204 6H202V4L201 5H197L196 4ZM82 3V4H81ZM86 3V4H85ZM90 3H91V5H90ZM99 3V4H98ZM108 5H107V4ZM119 3V4H118ZM127 3V4H126ZM135 3V4H134ZM148 3H149V5H148ZM151 3V4H150ZM156 3H158L159 4V7H158V4H156ZM178 3V4H177ZM187 3V4H186ZM190 5H189V4ZM212 3V4H211ZM220 3V4H219ZM227 3V4H226ZM231 3V4H230ZM44 4H46L45 6H43ZM53 4V5H52ZM59 5V7L58 6H55V5ZM63 4V6H61ZM67 5V6H64V5ZM77 4V5H76ZM91 7V9H90V7L88 6V5ZM102 4V5H101ZM172 4V3H171ZM172 4V6H174ZM183 5V7L182 6H180V7H178L177 5ZM215 4V5H214ZM222 4V5H221ZM237 4V5H236ZM239 4H241L242 6H240ZM261 4V5H260ZM3 5V4H2ZM5 5V4H4ZM22 5V4H21ZM40 5H42V6H40ZM49 5V6H48ZM76 5V6H75ZM95 5H97V6H95ZM118 5V6H117ZM132 5L136 8H134V7H132ZM138 5V6H137ZM143 5V6H142ZM153 5H154V8H153ZM156 5V6H155ZM187 5V6H186ZM193 5H196L195 7L196 8H194L193 9ZM220 5V6H219ZM225 5V6H224ZM229 5V6H228ZM253 5H254V7H253ZM50 6H52V8H50ZM54 6V7H53ZM70 7V10H69V12H68V8ZM82 6V7H81ZM102 6V7H101ZM110 6V7H109ZM113 6V7H112ZM126 6V7H125ZM131 6V7H130ZM141 6V7H140ZM200 6V7H199ZM207 6V7H206ZM218 6V7H217ZM240 6V7H239ZM257 6V7H256ZM258 6H260V8L258 7ZM40 7V8H39ZM48 9H47V8ZM58 7V8H57ZM64 7H66V8H64ZM71 7H74V9L73 8H71ZM75 7H76V9H75ZM83 7H85V8H83ZM93 7H95V8H93ZM144 7V8H143ZM153 9H152V8ZM187 7V8H186ZM193 9H191V8ZM203 7H204V10L206 11V13H204L205 11L203 10ZM217 7V8H216ZM228 7H229V9H228ZM42 8H44L42 11H43V13H44V11H46L45 13H47V14H43V16H42V12L41 11H39V10H41ZM46 8V9H45ZM106 8V9H105ZM133 8V9H132ZM141 8V9H140ZM160 8V9H159ZM168 8V9H167ZM183 8V9H182ZM211 8H212V11H211ZM222 8V9H221ZM236 8H238V9H236ZM23 9V8H22ZM58 9V11H56ZM62 9V10H61ZM63 9L65 10V11H63ZM123 9V10H122ZM131 9V10H130ZM151 9V10H150ZM161 9H162V11H161ZM175 9V13H174V10ZM177 9V10H176ZM179 9L181 10V15H180V11H179ZM195 9H197L196 10V12H194L195 11ZM214 9H216L215 11H214ZM218 9V10H217ZM234 9V10H233ZM242 9V10H241ZM23 10V11H24ZM33 10V11H32ZM48 10V11H47ZM55 10V11H54ZM60 10V11H59ZM76 10V12L74 13V11ZM81 10V12L79 13V11ZM85 10H86V13H85ZM91 10V11H90ZM102 10V11H101ZM104 10V11H103ZM114 10H115V12H114ZM120 10V11H119ZM129 10V11H128ZM137 10H139L138 12H137ZM141 10H143V11H141ZM147 10H149L150 12H148ZM154 10V11H153ZM173 12H172V11ZM185 10V12H183ZM190 11V12H188V11ZM203 10V11H202ZM207 10H209V11H207ZM219 10H221V11H219ZM223 10V11H222ZM233 10V11H232ZM259 10V11H258ZM29 11H30V13H29ZM50 11V15L48 14V12ZM109 13H108V12ZM122 11V12H121ZM144 11H147L146 13L148 14V17H147V15H146V13L144 12ZM159 11H161V12H163V14H161ZM186 11H187V13H186ZM199 11V12H198ZM226 11H227V13H226ZM32 12V13H31ZM34 12H35V14H34ZM54 12V13H53ZM61 12L64 14V15H62L61 14ZM66 12V13H65ZM70 12H73V13H71L70 14ZM88 12V13H87ZM89 12H90V14H89ZM94 12V13H93ZM112 14H111V13ZM114 12V13H113ZM124 12V13H123ZM129 12V13H128ZM137 12V13H136ZM139 12H142V13H139ZM152 12V13H151ZM158 12H159V14H158ZM177 12H178V14H179V16H178V14H177ZM198 12V13H197ZM211 12V13H210ZM217 12V13H216ZM233 12V13H232ZM58 15H57V14ZM69 13V14H68ZM91 13H92V15H91ZM103 13V14H102ZM106 13V14H105ZM130 13L131 14H133V13H135V15L133 16V15H130ZM149 13H151V15L149 14ZM156 13H157V15H159V17L156 15ZM170 13V14H169ZM173 13V14H172ZM185 13V14H184ZM190 13H192V14H190ZM209 13V14H208ZM229 13V14H228ZM240 13V14H239ZM26 14V16H24ZM32 14V15H31ZM66 14V15H65ZM78 14V15H77ZM79 14H80V16H79ZM81 14H83V15H81ZM87 14H88V16H87ZM105 14V15H104ZM108 14V15H107ZM124 14V15H123ZM142 15L143 14V16L141 17V16H138V15ZM152 14H154V15H152ZM161 14V15H160ZM166 15V17H164L165 15ZM176 14H177V18H176ZM195 16H194V15ZM207 14V15H206ZM214 14V15H213ZM257 14V15H256ZM259 14V15H258ZM22 15V16H21ZM30 15V16H29ZM36 15V17H34ZM38 15H39V17H38ZM44 15L45 16H50L49 18H48V16H47V19L48 20H50L48 23H47V19H44V18H46V17H44ZM56 17V19L55 20H51V19H54V17ZM57 15V16H56ZM60 15V16H59ZM79 16L78 17V19H77V16ZM86 15V16H85ZM100 15V16H99ZM128 15H130V16H132V17H134L133 19H134V21L132 22V20L133 19H131V18H129L128 19V17H130V16H128ZM140 18H144V17H146V18H149V19H151V20H149L148 21V19L146 20V18H144V20L145 21H147L148 23H145L143 20H141V19H139L140 21H141V23H140V21L138 22L137 20L138 19H136L137 18V16ZM150 15V16H149ZM163 15V16H162ZM168 15L170 16V17H172V18H174V20L172 21V18H170L169 19V17H168ZM174 15H175V17H174ZM190 15V16H189ZM198 15H199V17L201 18V19H203L204 18V20H205V22H204V20L202 21L201 20V25L199 24V22H200V18L198 17ZM210 15V16H209ZM216 15V16H215ZM220 15V16H219ZM226 15V16H225ZM227 15H229L228 17H227ZM230 15H231V17H230ZM241 15V16H240ZM20 16V17H19ZM27 16H28V18H27ZM59 16V20H57V17ZM62 16H65V17H63L62 19H64V20H62L61 19V17ZM67 16H68V18H67ZM73 16H74V18H73ZM75 16H76V19H75ZM82 16H85V17H82ZM97 16H99V18L97 17ZM151 16H152V18H151ZM181 16H182V20H181ZM186 16H188V18L186 17ZM207 17V18H205V17ZM262 16V17H261ZM37 17H38V19H37ZM42 17H43V21L41 20L42 19ZM72 17V18H71ZM110 19H109V18ZM116 17V20H117V18H118V20L119 19H121L122 17H126L127 19H128V21H129V24L127 23V21H126V23H124L125 22V20H126V18L124 19V18H122L123 20H124V22H122L121 23V21H118V24H119V26H121L120 28H122V29H120L119 28V30L117 29L118 28V25L117 24H115L117 21H115V22H113ZM136 17V18H135ZM156 18L157 17V19H159L160 18V20L161 21H157V19H153V18ZM162 17H164V18H162ZM180 17V18H179ZM222 17V18H221ZM240 17V18H239ZM241 17H242V19H241ZM28 19V21H27V19ZM32 18V19H31ZM71 18V19H70ZM84 18V19H83ZM90 18V19H89ZM103 18V19H102ZM165 18H167L168 20H169V22H168V20L166 19L165 20ZM186 18V19H185ZM198 18V19H197ZM208 18H211L210 19V22H209V19ZM216 18V19H215ZM218 18H220V19H218ZM226 18V19H225ZM233 19V21H232V19ZM239 18V19H238ZM249 18V19H248ZM250 18H251V20H250ZM22 19H23V22H22ZM26 19V20H25ZM30 19L32 20V21H30ZM36 19V20H35ZM40 19V20H39ZM61 19V20H60ZM71 21V22H83L85 19H87V21H86V29H85V26H83V27H79V28H81V29H75V30H73V32H71V37H69L70 36V33L69 32H65L66 33V35H65V33H63L62 32V34H61V32H60V40H59V42H61L62 44H60L58 41H57V39L53 36V31L51 32V30L49 29V28H47L50 24H51V22L53 23V21H60L59 22V24H61V25H69L68 23H69V21ZM73 19L74 20H76V21H73ZM80 19V20H79ZM93 19V20H92ZM105 19H106V21H105ZM112 19V20H111ZM130 19H131V21H130ZM163 19V20H162ZM175 19H177V21L175 20ZM178 19H180V20H178ZM196 19V20H195ZM231 19V20H230ZM24 20H25V23H24ZM42 23L41 25H40V23H39V21ZM65 20H66V22H68V23H66L65 24ZM88 20H90L89 22H88ZM95 20H97V21H95ZM99 20V21H98ZM122 20V21H123ZM136 20V21H135ZM152 20H156L155 21V23L152 21ZM195 20V21H194ZM214 20V21H213ZM216 20V21H215ZM223 20H225V23L223 22ZM228 20V21H227ZM246 20V21H245ZM33 21H35L34 23H33ZM104 21V22H103ZM108 21V22H107ZM164 21H166V22H164ZM171 21V22H170ZM174 21H176V22H174ZM190 21V22H189ZM208 22V24H205V23H207ZM222 21V22H221ZM230 21H231V23H230ZM234 21H237L236 23L239 25V27H238V25L235 23V25H234ZM238 21H240V23H238ZM244 21V22H243ZM249 21V22H248ZM259 21V22H258ZM46 24V25H48V26H43L44 25V23ZM64 22V23H63ZM70 22V23H71ZM92 22V23H91ZM131 22H132V24H133V26L131 25ZM137 22V24H135L134 25V23H136ZM142 22H144V23H142ZM150 22V23H149ZM152 22V23H151ZM172 22H173V24H172ZM180 22V23H179ZM184 22V23H183ZM203 22V23H202ZM219 22H221V23H219ZM228 22V24H226ZM251 22V23H250ZM36 23H38V25H40V26H42V27H38V25L36 24ZM87 23H89L88 24V27H87ZM104 23V24H103ZM111 23V24H110ZM124 23V24H123ZM201 26V27H204V28H200L199 27V25ZM211 25H210V24ZM241 23H243V25L241 24ZM253 23V24H252ZM255 23V24H254ZM35 24V25H34ZM101 24V25H100ZM109 24V25H108ZM113 24H115V25H117V27L115 26V25H113ZM120 24H122V25H120ZM125 24H126V26H125ZM139 24V25H138ZM148 25L147 27H149V28H146V29H148L149 30V34L147 33L148 32V30H147V32H146V29H145V27L146 26H143V28L141 27V29L139 28V26H142V25ZM150 24H152L151 26H149ZM156 24V25H155ZM164 26H163V25ZM170 24H171V26H170ZM197 24V25H196ZM212 24L216 27L215 28V30L213 29L214 28V26L211 28V26H212ZM225 24V25H224ZM232 24H233V26H232ZM251 24V25H250ZM258 24V25H257ZM263 24V25H262ZM89 25H91V26H89ZM97 25V26H96ZM100 25V26H99ZM103 25V26H102ZM111 25V26H110ZM138 25V27H135V26H137ZM154 25V26H153ZM160 25H162V26H160ZM176 25V26H175ZM181 25V26H180ZM219 25V26H218ZM228 25H230L229 27H228ZM245 25V26H244ZM250 25V26H249ZM26 26H27V24H26ZM36 28H35V27ZM95 26H96V28L98 29L97 31H95L96 30V28H95ZM109 26V28L110 29H107V27ZM114 26H115V28H114ZM124 26H125V28H126V30L128 29L130 32L128 33V31H125L124 29ZM132 26V27H131ZM167 28H166V27ZM169 26V27H168ZM178 26V27H177ZM196 26H198V27H196ZM208 26V27H207ZM237 26V27H236ZM247 26V27H246ZM254 26V27H253ZM255 26H257L258 27V29H257V27H255ZM45 27H46V29H45ZM103 27V28H102ZM106 27V28H105ZM112 27H113V30H115V29H117V34H115L114 32H113V30H112ZM138 28V29H136V30H134L133 29V33L131 32L132 30V28ZM150 27H152V28H150ZM157 27V29H158V31H157V29H153V28H156ZM162 29H160V28ZM184 27V28H183ZM219 27V28H218ZM227 27V28H226ZM234 27V29H232ZM242 27V28H241ZM250 28L249 30L247 29V28ZM259 27H261V29L259 28ZM29 28V29H30ZM35 28V29H34ZM38 28V29H37ZM39 28H40V30H42L43 31V29H45V33H43V32H41L40 30H39ZM83 28V29H82ZM87 28H89L88 30H87ZM100 28V29H99ZM107 29V30H105V29ZM129 28H131V29H129ZM165 28V29H164ZM169 28V29H168ZM177 28V29H176ZM197 28V29H196ZM218 28V29H217ZM231 30H229V29ZM236 28V29H235ZM29 29L27 28V31H29ZM30 29V30H31ZM93 29V32H91V30ZM145 30L144 32H142L141 33V31H143V30ZM197 30V31H195V30ZM200 29V30H199ZM220 29H222L221 31H223V32H221L220 31ZM225 29V30H224ZM252 29V30H251ZM48 30H50L49 32H48ZM78 30V31H77ZM80 30H84L83 32L82 31H80ZM87 30V31H86ZM99 30H100V32H99ZM103 30V31H102ZM112 30V32H110V31ZM121 30V31H120ZM138 30V31H137ZM141 30V31H140ZM150 30H151V32H150ZM161 30V31H160ZM167 30V31H166ZM199 30V31H198ZM203 30V31H202ZM214 30V31H213ZM218 30V31H217ZM229 30V31H228ZM240 30V31H239ZM243 30V31H242ZM251 30V31H250ZM40 31V32H39ZM108 31V32H110V33H112V34H110V33H108V37L111 39H108V37H107V35L105 36V34L104 33H106V32ZM120 31V32H119ZM136 31H137V33H136ZM140 31V32H139ZM154 33H153V32ZM233 31V32H232ZM235 31H237V32H235ZM254 31V32H253ZM78 32L79 33V35H76V33ZM86 32H91V33H89V35H92V33H94L95 32V34H94V38L93 37H89L88 36V33H86ZM98 32L101 34H99L98 35ZM102 32H104V33H102ZM128 33V34H126V33ZM209 32V33H208ZM231 32V34H229ZM255 32H256V34H255ZM41 33V34H40ZM43 33V34H42ZM49 33H50V36H49ZM51 33H52V36H51ZM68 33H69V35H68ZM77 33V34H78ZM97 33V34H96ZM106 33V34H107ZM118 33H120V34H123V33H125V34H123V35H118ZM137 35H136V34ZM140 33H141V35H143L142 37H141V35H140ZM145 33H147L148 34V36H150L149 38H147L148 36H147V34H145ZM200 33V34H199ZM222 35H221V34ZM238 33V34H237ZM241 33V34H240ZM250 33V34H249ZM251 33H252V35H251ZM262 33H263V35H262ZM83 34H84V36L86 35V36H88L89 38V40L90 41H88V39H87V37H86V39H87V42H89V43H87L86 42V39H85V37H84V39H83ZM104 34V35H103ZM152 34V35H151ZM44 35V36H43ZM67 36V37H65L66 39L67 38H69L70 40H68L67 39V42H66V39L64 40V38L62 37V36ZM75 35V36H74ZM102 35H103V37H106L105 39H102L103 37H102ZM112 35H114V36H117V37H112ZM128 35H131L130 37L128 36ZM145 35V36H144ZM207 35V36H206ZM232 35V36H231ZM235 35V36H234ZM241 37H240V36ZM48 36V37H47ZM78 36H80V38L81 39H83L84 40V42H76L75 40H79L78 38H76V37H78ZM122 36H124V37H122ZM127 36V37H126ZM136 36V37H135ZM212 36V37H211ZM218 36V37H217ZM245 38H244V37ZM54 37V38H53ZM74 37V38H73ZM95 37H97V38H95ZM102 37V38H101ZM123 38V40H122V38ZM126 37V38H125ZM132 37V38H131ZM216 37V38H215ZM240 37V39H239V42H238V39L237 38H239ZM242 37H243V39H242ZM261 37V38H260ZM43 38V39H42ZM47 38V39H46ZM53 38V39H52ZM63 38V40H61ZM76 38V39H75ZM92 38V39H91ZM101 38V39H100ZM115 38V39H114ZM121 38V39H120ZM125 38V39H124ZM236 38V39H235ZM253 38V39H252ZM263 38V40H261ZM49 39V40H48ZM74 39V41L76 42V43H74V41L72 42L71 40H73ZM108 39V41H105V40H107ZM119 39V40H118ZM133 39H136V40H133ZM139 39V40H138ZM141 39V40H140ZM143 39V40H142ZM146 39L148 40V41H146ZM150 39V40H149ZM152 39V40H151ZM220 39V40H219ZM244 41V44H243V41ZM246 39V40H245ZM44 40H46V43H45V41ZM56 40V41H55ZM104 42H103V41ZM110 40V41H109ZM113 40V44L112 43H110L111 41ZM114 40H116V41H118V42H116V41H114ZM128 40V41H127ZM130 40V41H129ZM138 40V41H137ZM241 40V41H240ZM253 40H255V41H253ZM257 40V41H256ZM53 41H55V43H56V46H54L55 45V43L53 42ZM70 41L72 42V43H70ZM102 41V42H101ZM126 41V42H125ZM139 41H141V43L142 42H144L145 43V41H146V43L145 44H140V42ZM250 41V42H249ZM58 42V43H57ZM65 43V45H64V43ZM99 42H101V43H99ZM106 42H107V44H106ZM119 42H120V45H118L119 44ZM135 42V43H134ZM137 42H138V44H137ZM147 42H149V43H147ZM254 42V43H253ZM47 43H49L48 45H47ZM77 43H79V44H81V43H83L81 46L78 44L77 45ZM116 43V44H115ZM118 43V44H117ZM127 44L126 46H125V44ZM242 43V44H241ZM247 45H246V44ZM251 43H252V45H251ZM257 45H256V44ZM68 44H69V46H68ZM76 44V45H75ZM91 44H92V42H91ZM101 44V45H100ZM112 46H111V45ZM129 44V45H128ZM130 44H133V45H130ZM141 46H140V45ZM147 44V45H146ZM254 44V45H253ZM53 45V46H52ZM64 45V46H63ZM71 45V46H70ZM77 47L78 46V48H75V46ZM99 45H100V47H99ZM113 45H116V47L115 46H113ZM117 45H118V48H117ZM124 45V46H123ZM143 45V46H142ZM50 46V47H49ZM73 46V47H72ZM97 46H98V48H97ZM134 46H136V48L134 47ZM139 46V47H138ZM247 46V47H246ZM0 47H1V45H0ZM41 49H40V48ZM46 49H44V48ZM48 47V48H47ZM110 47V48H109ZM123 47V48H122ZM126 47V48H125ZM142 47V48H141ZM249 47V48H248ZM68 48V49H69ZM83 48H85L86 49V45L83 47ZM116 48V49H115ZM125 48V49H124ZM1 49H3V48H0V50ZM35 49V48H34ZM44 49V50H43ZM55 49V48H54ZM54 49H51V50H53L54 51ZM57 49V48H56ZM58 49H59V47H58ZM61 49H59L58 50V53L57 52H55L54 54H57L56 56H54L53 55V51L51 52V50H49V51H47V52H49V53H47L46 52V54L44 55L45 57H46V60H43V59H45L44 58V56H42L43 57V59H42V61L41 60H39V58H38V60H37V58L36 59H34V61L36 60V62H34L33 61V59L31 60L30 58H28L27 59V61L28 60H30L31 62H34L36 65H33L32 66V64H34V63H32V64H30L29 65V63H31L30 61H28L29 63H27L26 62V60H23L25 57H18V58H21V59H18V58H14L13 59V63H15L14 65H15V67H14V65L12 64V60H9L7 63H10V64H12V65H10L9 64V66L11 67V70H10V72H11V74L13 73V75L15 74L16 76H19L20 74L19 73H22L21 71H23L24 69L25 70H28L29 69V71H33L34 70V68H32V67H35V70L36 69H38L37 71H39V70H42L43 69V67H44V70H45V72L46 73H49V74H52V73H54V69H57L58 67L60 68V67H63L61 64H65V60L64 59H62V56L60 55V53H64V51H62ZM73 49V50H72ZM100 49H102V50H100ZM99 50H97V51H103V48L101 47ZM137 49H138V51H137ZM41 50V51H40ZM62 52H61V51ZM75 50V51H74ZM78 50L80 51V53H78ZM113 50V51H112ZM121 52H120V51ZM136 50V51H135ZM43 51V52H42ZM57 51V50H56ZM65 51V52H66ZM82 51V52H81ZM191 51V52H190ZM0 52H2V50L0 51ZM188 52V53H187ZM190 52V53H189ZM197 52H199V53H197ZM41 53V54H40ZM50 53H52V54H50ZM112 55H111V54ZM146 53V54H145ZM187 53V54H186ZM198 55H197V54ZM48 54H50L51 56H49V59H47V57H48ZM148 54V55H147ZM180 54H182V56H180ZM184 54V55H183ZM193 54V55H192ZM195 54V55H194ZM201 54V55H200ZM205 56H204V55ZM252 54V55H251ZM60 55V56H59ZM121 57H120V56ZM206 55H208V56H206ZM117 58H116V57ZM195 56V57H194ZM200 56H201V58H200ZM262 56V57H261ZM41 57V58H42ZM51 57V58H50ZM184 57L186 58V61H184L185 59H184ZM203 57V58H202ZM207 57H209V58H207ZM56 59V60H54V59ZM58 58V59H57ZM112 58V60H108V59H111ZM179 58L181 59V60H179ZM192 59V60H190V59ZM198 58V59H197ZM199 58H200V60H199ZM259 58V59H258ZM20 60V62H22V63H20V62H18L17 61V65H16V60ZM26 59V58H25ZM194 59H195V61H194ZM205 61H203V60ZM258 59V60H257ZM262 59V60H261ZM48 60V61H47ZM53 60V61H52ZM76 60V59H75ZM115 60V63L116 62H118L117 64H116V66H115V63L113 62ZM199 60V61H198ZM25 61V62H24ZM41 61V62H40ZM47 61V62H46ZM51 61V62H50ZM58 62V63H61V64H58V63H56V62ZM63 61V62H62ZM106 61L108 62V63H106ZM183 61V62H182ZM189 61V62H188ZM204 62V64H206V65H203V62ZM209 61V62H208ZM210 61H212V62H210ZM24 62V63H23ZM38 62V63H37ZM43 62H45V63H47L46 65L47 66H45V64L43 63ZM53 62H55V63H53ZM111 62H112V64H114L113 66H112V64H111ZM181 62V63H180ZM191 62V63H190ZM194 62V63H193ZM26 63H27V65H26ZM43 63V66H39V65H41ZM48 63H51V64H48ZM53 63V64H52ZM111 65H110V64ZM183 63V64H182ZM186 63H187V65H186ZM207 63H209L208 65H207ZM228 63V64H227ZM230 63V64H229ZM18 64H22V66H30L31 68H28V69H26V68H23L22 66H19ZM39 64V65H38ZM107 64H109V65H107ZM176 64V65H175ZM180 64V65H179ZM195 64V65H194ZM201 64H202V66H201ZM233 64V65H232ZM37 65L39 66V68H36L37 67ZM53 66V67H51L50 68V66ZM55 65V66H54ZM57 65H59V66H57ZM105 65V66H104ZM107 65V66H106ZM140 65V66H139ZM186 65V66H185ZM192 65L194 66V67H192ZM236 65H237V67H236ZM8 66V64H6V67H5V65L4 66H2V68L0 69L2 72H5V70H8V69H10V67ZM16 66H17V68H16ZM57 66V67H56ZM180 66V67H179ZM183 68H182V67ZM201 66V67H200ZM218 66V67H217ZM225 66V67H224ZM230 66V67H229ZM42 67V68H41ZM47 67H49V68H47ZM117 67V68H116ZM171 67V68H170ZM184 67H186V68H184ZM191 67V68H190ZM198 67V68H197ZM249 67H251V68H249ZM15 68V69H14ZM20 69L19 71L20 72H18V70L17 69ZM23 68V69H22ZM109 68V69H108ZM112 68H113V70L115 71H112ZM172 68H174V69H172ZM181 70H180V69ZM218 68V69H217ZM240 68V69H239ZM246 68V69H245ZM255 68V69H254ZM3 69V70H2ZM13 69V70H12ZM22 69V70H21ZM52 69V70H51ZM116 69V70H115ZM120 69V70H119ZM177 69V70H176ZM190 69V70H189ZM194 69V70H193ZM196 69H197V71H196ZM248 69V70H247ZM14 70H17V72L15 73V71ZM49 70V71H48ZM109 70V71H108ZM179 70V71H178ZM206 70V71H205ZM220 70V71H219ZM227 70V71H226ZM230 70V71H229ZM231 70H232V72L233 73H231ZM245 70H247V71H245ZM254 70V71H253ZM261 70V71H260ZM9 71V70H8ZM53 71V72H52ZM112 71V72H111ZM222 71V72H221ZM263 71V72H262ZM92 72H97V70L96 71H92ZM109 72H111V73H109ZM123 72V73H122ZM131 72H133L132 74H131ZM173 72V73H172ZM199 72V73H198ZM207 74H206V73ZM216 72H218V73H216ZM230 72V73H229ZM18 73V74H17ZM130 73V74H129ZM147 73V74H146ZM164 73V74H163ZM171 73V75L169 76L168 74H170ZM182 74V77H181V74ZM184 73H186V74H184ZM201 73V74H200ZM220 73V74H219ZM237 73H238V75H237ZM91 74V71H90V73H89V75ZM127 74H128V76H127ZM144 74V75H143ZM145 74L147 75L146 77H145ZM163 75V77H162V75ZM194 74V75H193ZM223 74V75H222ZM244 76H243V75ZM246 74V75H245ZM254 74V76L256 77H254V76H252V75ZM3 75V77H5V75L4 74H2ZM120 75L123 77V76H125V77H123V80L122 79H120V78H122V77H120ZM132 75H134V76H132ZM139 75V76H138ZM141 75V76H140ZM153 75V76H152ZM155 75H157V76H159V77H157V76H155ZM175 75V76H174ZM234 75H236V76H234ZM249 75V76H248ZM103 76H105V77H103ZM130 76H132V78H134V80H130ZM138 76V77H137ZM144 76V77H143ZM154 76L155 77H157V79L156 78H154ZM166 76V77H165ZM175 78H174V77ZM177 76V77H176ZM187 76H188V78H187ZM199 76V77H198ZM221 76V77H220ZM223 76V77H222ZM1 78V75H0V78L2 79V80H4L5 81V79H6V77L5 78ZM150 77H152V78H150ZM185 79H184V78ZM193 77V78H192ZM196 77V78H195ZM215 77V78H214ZM232 77H237V78H232ZM136 78H137V80H136ZM148 78V79H147ZM160 78V79H159ZM168 78V79H167ZM174 78V79H173ZM182 79V84H181V82H179V80L177 81L176 79ZM249 78V79H248ZM60 78H58V80H59ZM77 79L79 80L78 82H77ZM106 81H105V80ZM108 79V80H107ZM127 79V80H126ZM142 79H145L144 80V82H145V84H144V82H143V80ZM151 81H150V80ZM159 79V80H158ZM164 79V80H163ZM173 79V80H172ZM194 79V80H193ZM212 79V80H211ZM231 79V80H230ZM239 79V80H238ZM243 79V80H242ZM57 80V79H56ZM57 80V81H58ZM101 80H103V81H101ZM116 80V81H115ZM121 80V81H120ZM124 80H126V81H124ZM141 80V82H139ZM154 80V81H153ZM184 80V81H183ZM196 80V81H195ZM207 80H209V81H207ZM253 80V81H252ZM256 80V81H255ZM105 81V82H104ZM110 81V82H109ZM113 81V82H112ZM124 81V82H123ZM128 81H130V82H132L131 84H130V82H128ZM133 81H136V82H133ZM138 81V82H137ZM150 83H149V82ZM165 81V82H164ZM166 81H168V82H166ZM174 81L176 82V83H174ZM192 81V82H191ZM201 83H203V84H201ZM211 81V82H210ZM216 81V82H215ZM230 83H229V82ZM241 81V82H240ZM260 81H261V84H259L260 83ZM127 82V83H126ZM146 82H148V83H146ZM197 82V83H196ZM243 82V83H242ZM263 82V83H262ZM89 83L91 84L90 85V87L88 88V86H89ZM98 83V84H97ZM101 83V84H100ZM135 83H136V87H135ZM138 83V84H137ZM143 83V84H142ZM164 83V84H163ZM167 83V84H166ZM79 84H81V86L79 85ZM83 84V85H82ZM85 84V85H84ZM105 84V85H104ZM120 84H122V85H124V84H130V85H132V88H135L136 90H135V92H134V89H130L131 88V86L129 85H125V87L127 88V89H125L122 85H120ZM173 84V85H172ZM186 86H185V85ZM192 84V85H191ZM213 84V85H212ZM223 84V85H222ZM242 86H241V85ZM98 85H99V87H98ZM162 85V86H161ZM176 85H177V87H176ZM197 85V86H196ZM218 87H217V86ZM230 85V86H229ZM73 86V87H72ZM77 86V87H76ZM85 86V87H84ZM104 86V87H103ZM122 87L121 89L119 88V87ZM139 86V87H138ZM144 86V87H143ZM74 87H75V89H74ZM80 87V88H79ZM83 87V88H82ZM128 87H130V88H128ZM139 88V90H138V88ZM198 87V88H197ZM226 87V88H225ZM207 88V89H206ZM78 89V90H77ZM85 89V90H84ZM86 89H87V91H86ZM124 91H123V90ZM130 89V90H129ZM225 89V90H224ZM261 89H262V91H261ZM122 90V91H121ZM217 90H219V91H217ZM82 91H84L83 93H82ZM131 91V92H130ZM133 91V92H132ZM205 91V92H204ZM212 91V92H211ZM215 91V92H214ZM69 92V93H68ZM77 92V93H76ZM202 92V93H201ZM209 92V93H208ZM220 92H222V94L220 93ZM263 92V93H262ZM132 95H131V94ZM247 93V94H246ZM49 93H47L46 92V94L44 93V94H41L40 96L42 97H40V98H38V100L36 101V103H39L40 101L42 102H44L45 103V101H46V103H51V102H48L49 101V99H50V97H49V95H48ZM87 94V95H86ZM128 94V95H127ZM130 94V95H129ZM203 96H202V95ZM207 94V95H206ZM218 94H220V95H223V97L221 96L220 97V95H218ZM260 94V95H259ZM46 95V96H45ZM58 95H60V94H58ZM197 95V96H196ZM198 95H199V97H198ZM213 95H215V96H213ZM261 95H263V96H261ZM78 96V97H77ZM84 96V97H83ZM90 96V97H89ZM175 97V100L173 99L174 97ZM201 96V97H200ZM207 96V97H206ZM44 97V98H43ZM48 97V98H47ZM80 97H82V98H80ZM179 97V98H178ZM199 99H198V98ZM218 97H220V98H222V99H219ZM260 97V98H259ZM87 98H89V99H87ZM202 98H204V99H202ZM206 98H208V99H206ZM212 98H214V99H212ZM217 98V99H216ZM245 100H244V99ZM252 98H254V99H252ZM263 98V99H262ZM40 99V100H39ZM81 99H83L84 101H82ZM88 101H87V100ZM177 99V100H176ZM186 99V100H185ZM201 99V100H200ZM239 99H241V100H239ZM259 99V100H258ZM45 100V101H44ZM168 100V101H167ZM203 100V101H202ZM204 100H206V101H204ZM215 101V102H212V101ZM223 100V101H222ZM234 100H236V102L234 101ZM239 100V101H238ZM244 100V101H243ZM250 100V101H249ZM39 101V102H38ZM76 101V102H75ZM77 101H79L78 103H77ZM172 103H171V102ZM198 101H200V102H198ZM211 101V102H210ZM242 101H243V103H242ZM248 101V102H247ZM252 101H254V102H252ZM81 102V103H80ZM83 102V103H82ZM205 102V103H204ZM207 102H208V104H207ZM222 102V103H221ZM239 102L242 104H239ZM260 102V103H259ZM193 103V104H192ZM197 103V104H196ZM203 103L204 104H206V105H203ZM214 103V104H213ZM225 103V104H224ZM226 103H227V105H226ZM169 106H168V105ZM200 104V105H199ZM203 106H202V105ZM223 104V105H222ZM230 104V105H229ZM233 104V105H232ZM234 104H236V105H238V106H240V110L238 109L239 107H237V108H235L236 106L234 105ZM245 104V105H244ZM250 104V105H249ZM258 104V105H257ZM47 105V107H49V106H51L52 107V109H53V107L55 106L56 107V105H54V104H46ZM215 105V106H214ZM252 105V106H251ZM256 105V106H255ZM264 105V104H263ZM194 106V107H193ZM197 106V107H196ZM199 106H201V107H199ZM206 106V107H205ZM228 106V107H227ZM235 106V107H234ZM244 106H247V108L246 107H244ZM51 107H49V108H51ZM139 107H141V108H139ZM186 107V108H185ZM188 107V108H187ZM193 107V108H192ZM217 107H219V108H217ZM67 108H69V109H67ZM222 110H221V109ZM230 108H232V109H230ZM238 109L237 111L235 110V109ZM55 109V108H54ZM67 109V110H66ZM188 109V110H187ZM218 109V110H217ZM258 109H253L252 111H251V113H257L259 110ZM66 110V111H65ZM75 110V111H74ZM137 110H139V112L137 111ZM141 110V111H140ZM143 110V111H142ZM164 110V111H163ZM183 110V111H182ZM192 110V111H191ZM196 110V111H195ZM230 110V111H229ZM244 110H242L243 112H244ZM255 110H257V111H255ZM2 112H3V110H1ZM65 111V112H64ZM72 111V112H71ZM73 111H74V115H73ZM185 111V112H184ZM187 111V112H186ZM189 111H191V112H189ZM238 113V112H240L241 113V117L236 113V112ZM49 112H51V111H49ZM58 112V113H57ZM67 112V114L66 115H68V116H66L65 115V113ZM144 112V113H143ZM146 112V113H145ZM165 112V113H164ZM234 112H235V114H234ZM260 112V111H259ZM63 113H64V115H63ZM71 113V115H70V117H69V114ZM185 113V114H184ZM191 113V114H190ZM195 113V114H194ZM231 113H233V114H231ZM146 114V115H145ZM161 114V115H160ZM78 117H77V116ZM161 117H160V116ZM211 115H213V114H211ZM210 115V116H211ZM231 115H232V117H231ZM257 115H258V113H257ZM256 115V116H257ZM59 116L61 117V119H59ZM77 118H76V117ZM89 116V117H88ZM141 118H140V117ZM153 116V117H152ZM186 116V117H185ZM196 116V117H195ZM207 116V115H206ZM254 116H255V114H254ZM55 117V118H54ZM63 117H65V118H63ZM67 117H68V119H67ZM73 117H74V119H73ZM149 117V118H148ZM163 117V118H162ZM191 117V118H190ZM198 117V118H197ZM208 117H209V115H208ZM215 117V118H214ZM221 117V118H220ZM231 117V118H230ZM76 118V119H75ZM90 118V120H88V119ZM157 118V119H156ZM159 118V119H158ZM182 118V119H181ZM187 118V119H186ZM189 118V119H188ZM202 118V119H201ZM214 118V119H213ZM227 118V119H226ZM237 118V119H236ZM58 119H59V121H58ZM62 119H64L65 121H63ZM84 119V120H83ZM87 119V120H86ZM152 119V120H151ZM180 119V120H179ZM185 119V120H184ZM201 119V120H200ZM211 119H213V120H211ZM51 120H49L50 122H51ZM62 120V122H60ZM71 120V121H70ZM73 120H74V122H73ZM81 122H80V121ZM161 120L162 121H165L164 123L163 122H161ZM209 122H208V121ZM213 121V122H211V121ZM242 120V119H241ZM257 119H255V121H256ZM258 120H259V118H258ZM78 123H77V122ZM136 121V122H135ZM151 121H153V122H151ZM176 121V122H175ZM204 121H207V122H204ZM215 121V122H214ZM221 121V122H220ZM260 122H261V119L259 120ZM72 122H73V125L74 124H76L75 125V127H73V125H72ZM131 122V123H130ZM167 122H168V124H167ZM179 122V123H180ZM203 122V123H202ZM223 122H226V123H223ZM236 122H234L235 123V125H233L232 127L235 129H233L234 131H236L237 132V130H236V128H237V125H236ZM260 122H258L257 123V128L254 126L253 128L255 129V131H251V134H253V135H251V137L252 138H254V135H256V133H257V130L258 129H260V128H258V126L260 125L259 123ZM59 123V124H58ZM62 123V124H61ZM122 123V124H121ZM129 125V127H127L128 125ZM140 123V124H139ZM159 123H161V126H160V124ZM166 123V124H165ZM172 123V124H171ZM177 123V124H176ZM195 123V124H194ZM219 123H217V125H220ZM255 123V122H254ZM61 124V125H60ZM67 126H66V125ZM156 124H157V127H156ZM159 124V125H158ZM216 124V123H215ZM259 124V125H258ZM135 125V126H134ZM136 125H138L137 127H136ZM153 125H154V127H153ZM162 125H165V126H167V127H165V126H162ZM174 125L180 130V132L179 131H176V130H178L176 127H174ZM216 125V126H217ZM251 125V126H250ZM249 125V127H252V125H253V122L251 123ZM255 125V124H254ZM92 126V127H91ZM97 126V127H96ZM133 126V127H132ZM151 126V127H150ZM169 126V127H168ZM172 126H173V129H172ZM203 126H204V124H203ZM228 126V125H227ZM227 126H223V127H227ZM236 126V127H235ZM261 126V125H260ZM259 126V127H260ZM74 128V130L72 129V128ZM81 127V128H80ZM82 127L86 130H84V129H82ZM90 127V128H89ZM134 127H136V128H134ZM146 127H148V129L146 128ZM161 127H165L164 129H167L168 131H169V129L168 128H170V129H172V130H175V132H176V134H177V132H179V134H174V131L172 132V130H170L169 131V133L170 132H172L173 133V135H174V137L172 138V133H170V134H165V139H167V140H165V144L164 143H162V142H164V140L163 141H161L160 140V138L157 140V141H160V143L158 144V143H154L153 142V140L155 141V136L156 137H160V136H162L161 138H163V136H164V132L166 133V131L164 130H160L161 129ZM199 127V131H201V132H205V133H202L204 136H205V138H203L204 136L201 134V133H198V134H200V135H202L203 137H201V138H203V139H210L211 140V138H214V136L213 137H211L209 134H211V132L212 131H214L215 130V127H213V128H209L208 130H207V128L206 129H203V128H205V127ZM232 127L230 126V128L232 129ZM68 128V129H67ZM70 128V129H69ZM91 128H94V129H91ZM131 128V129H130ZM143 128H144V132H142V130H143ZM146 128V129H145ZM150 128H152V129H154V130H152V129H150ZM160 128V129H159ZM228 128H229V126H228ZM229 128V129H230ZM97 129V130H96ZM132 129L134 130V131H132ZM141 129V130H140ZM202 129V130H201ZM214 129V130H213ZM68 130H69V132H68ZM77 130V131H76ZM82 130V131H81ZM91 130V131H90ZM96 130V131H95ZM123 130V131H122ZM129 132H128V131ZM147 130H149V131H147ZM157 130H160L161 132H162V134L163 135H159V134H161V132L160 131H158L157 132ZM196 130H197V128H196ZM195 130V131H196ZM203 130H206V131H209V132H207L206 133V131H203ZM56 131V129L54 130V132ZM72 131V132H71ZM75 131V132H74ZM81 131V132H80ZM88 131V132H87ZM167 131V132H168ZM190 131H192V129H190ZM192 131V132H193ZM198 130H197V132H199ZM259 131V130H258ZM155 132H157V133H159L158 135H156V133ZM253 132H255V134L253 133ZM48 133V134H47ZM77 133V134H76ZM83 133V134H82ZM86 133V134H85ZM132 133V134H131ZM137 133V134H136ZM182 133H183V131H182ZM182 133H181V135L180 136H182ZM213 133H215L216 135H218V133H216V130H215V132H212V134ZM50 134V135H49ZM70 134V135H69ZM73 134V135H72ZM80 134V135H79ZM134 134V135H133ZM144 134V135H143ZM155 134V135H154ZM211 134V135H212ZM66 135V136H65ZM84 135V136H83ZM91 135V136H90ZM93 135V136H92ZM121 135H123V136H121ZM128 135V136H127ZM130 135H132V136H130ZM169 135V136H168ZM184 135H185V133H184ZM209 135V136H208ZM214 135V134H213ZM220 135V134H219ZM74 136V137H73ZM79 136H80V138H79ZM96 136V137H95ZM123 137V138H121V137ZM126 136V137H125ZM64 137H66V138H64ZM129 137H133V138H130L129 139ZM143 137V138H142ZM210 137V138H209ZM221 140H222V138L224 137V136H222L221 135V137L220 136H218ZM73 138V139H72ZM87 138V139H86ZM112 140H111V139ZM120 138H121V140H120ZM68 141H67V140ZM74 139H76V140H74ZM80 139V140H79ZM85 140L86 139V141H83V140ZM90 139V140H89ZM108 139V140H107ZM139 139H136L137 141L139 140ZM147 138L145 139V140H148ZM157 139V138H156ZM164 139V138H163ZM219 139V141L220 142H222L221 140ZM223 139H225V141H226V137L225 138H223ZM71 140V141H70ZM73 140V141H72ZM77 140L79 141V144L78 143H75V142H77ZM82 140V141H81ZM97 140V141H96ZM99 140V141H98ZM102 140H104V142L102 141ZM229 140V139H228ZM227 140V141H228ZM232 140V139H231ZM58 141V142H57ZM60 141V142H59ZM88 141V142H87ZM93 141V142H92ZM102 141V142H101ZM107 141V142H106ZM113 141V142H112ZM169 141H168V143H169ZM226 141V142H227ZM70 142H72V143H70ZM86 144H85V143ZM105 142L107 143V144H105ZM109 142V143H108ZM117 142V143H116ZM120 142V143H119ZM230 142V141H229ZM60 143L62 144V145H60ZM66 143V144H65ZM69 143H70V145H69ZM81 143V144H80ZM98 143V144H97ZM101 143H104V145L103 144H101ZM223 143H225L224 141H223ZM75 144V145H74ZM84 144V145H83ZM97 144V145H96ZM99 144H101V145H99ZM225 144H228V142L227 143H225ZM77 145V146H76ZM80 145V146H79ZM92 145V146H91ZM103 145V148L101 147ZM108 145V146H107ZM163 145H161V146H163ZM69 146H71L69 149L70 150H68V151H70L69 153H68V151H67V149H68V147ZM76 146V147H75ZM82 146H83V148H82ZM86 148H85V147ZM91 146V147H90ZM100 146V147H99ZM118 146H119V148H118ZM230 146V145H229ZM49 147V148H48ZM74 149H73V148ZM81 147V148H80ZM104 147H106V148H104ZM109 147V148H108ZM114 147H115V149H114ZM233 147V146H232ZM231 147V149H235V147H233L232 148ZM48 148V149H47ZM62 148V149H61ZM99 150H98V149ZM111 148V149H110ZM52 149H53V151H52ZM59 149V150H58ZM61 149V150H60ZM63 149H65L66 151H64ZM72 149H73V151H72ZM84 149H86V150H84ZM102 149H104L103 150V152H102ZM114 149V150H113ZM250 149V148H249ZM51 150V151H50ZM55 150H57V151H55ZM108 151L109 150V152L111 153V151H113L114 153H107L106 151ZM250 150H257V149H250ZM249 150V151H250ZM107 153H105V152ZM58 152V153H57ZM60 152H63V154L62 153H60ZM65 152V153H64ZM72 152V153H71ZM118 152V153H117ZM233 152V151H232ZM230 152V154H228V156H227V153L225 152L224 153V155H225V157L227 158L228 157V159H230L231 161H234L235 159L234 158H236L237 159V163H239V160H241V158L243 157V159L241 160L242 162H243V160H244V157L245 158H250L249 156H251V155H255L254 153H258V155H259V152H254L253 154L251 153V152H248L246 155H243V154H240V153H238V154H240V155H238L237 154V152ZM84 153V154H83ZM51 154V155H50ZM54 154H57V155H54ZM64 155V157L65 158H63L62 157V155ZM68 154V155H67ZM232 154V155H231ZM50 155V156H49ZM59 155V156H58ZM66 155V156H65ZM231 155V156H230ZM235 155H238V156H235ZM257 155V156H258ZM261 155V154H260ZM259 155V156H260ZM17 156V157H16ZM54 156V157H53ZM61 156V157H60ZM103 156V157H102ZM235 156V157H234ZM241 156V157H240ZM256 156V155H255ZM253 157V158H256L257 159V157ZM262 156V155H261ZM261 156H260V158H261ZM27 159H26V158ZM264 156H262V158H263ZM29 158V159H28ZM55 158V159H54ZM58 158H62V160L61 159H58ZM239 158V159H238ZM251 158H252V156H251ZM251 158L248 160V161H251ZM49 159V160H48ZM54 159V160H53ZM232 159H234V160H232ZM264 159V158H263ZM58 160V161H57ZM50 163H49V162ZM55 161L57 162V163H55ZM59 161H61V163H59V165H58V162ZM87 161V160H86ZM104 161H105V163H104ZM240 161V162H241ZM24 162V163H23ZM28 162V163H27ZM46 162H48V163H46ZM54 162V163H53ZM88 163H89V165L90 166H93L92 165V163L94 164V162H89V161H87ZM242 162H241V164H242ZM246 162V161H245ZM245 162H243V163H245ZM6 163V164H5ZM27 163V165L25 166L24 164H26ZM247 163V162H246ZM7 164H8V166H7ZM10 164V165H9ZM18 164L20 165V164H23V165H20L21 167H17L18 166ZM28 164H30L29 166H28ZM40 164H41V166H40ZM53 164H56V166L58 167H56L55 165H54V167H56L55 169V172L53 171L54 170V167H53ZM63 164V163H62ZM106 164L104 165V166H106ZM33 165V166H32ZM39 165V166H38ZM44 165V166H43ZM88 164H87V166H89ZM11 166V167H10ZM23 166V167H22ZM28 166V167H27ZM46 166H48V169L46 168ZM51 166V167H50ZM86 166V167H87ZM4 167V168H3ZM7 167V168H6ZM8 167H10V168H12L13 169V171H11ZM25 167H26V169L28 168V171H31V168H33L32 169V171L31 172H27L26 170H24L25 169ZM30 167V168H29ZM35 167H36V169H35ZM40 167V168H39ZM68 167V166H67ZM16 168V169H15ZM17 168H18V171H17ZM22 168H24V169H22ZM39 168V169H38ZM3 169H5V171L3 170ZM6 169H8L7 171L8 172H6ZM39 171H38V170ZM53 169V170H52ZM105 169V168H104ZM10 170V171H9ZM34 170V171H33ZM40 170H42V171H40ZM58 170V171H57ZM105 170H107V169H105ZM109 170V169H108ZM15 171V172H14ZM18 173H17V172ZM22 171V172H21ZM23 171H24V174H22L23 173ZM26 171V172H25ZM48 171V172H47ZM51 171V172H50ZM53 171V172H52ZM57 171V172H56ZM7 174H6V173ZM11 172H13V173H11ZM20 172V173H19ZM39 172H40V174H39ZM43 172V173H42ZM224 172V171H223ZM5 173V174H4ZM10 173H11V176L12 177H10ZM14 173H17V174H14ZM47 173H49V174H47ZM225 173H228V172H225ZM24 179L23 181H22V179H21V177L19 176V175ZM43 174H45V175H43ZM5 175V176H4ZM7 175V176H6ZM9 175V176H8ZM14 175H17V176H14ZM43 175V176H42ZM51 175V176H50ZM13 176L14 177H16V178H19V180H20V182L19 183H21L20 185L21 186H19V183L17 184V182L19 181L18 179L16 180V178L15 179H13ZM44 176H46V177H44ZM6 177V179H4ZM49 177V178H48ZM3 178V179H2ZM9 178V179H8ZM48 178V179H47ZM57 178V179H56ZM55 179V180H54ZM2 180H4V181H6V182H4V181H2ZM8 181V182H7ZM15 181H17V182H15ZM51 181V182H50ZM9 182H11V184L9 183ZM14 183V185H13V183ZM6 183V184H5ZM9 183V184H8ZM3 184V185H2ZM5 185V186H4ZM8 185H10V186H8ZM18 185V186H17ZM4 187V188H3ZM8 188V189H7ZM54 189V190H53ZM57 189V190H56ZM4 190H6V191H4ZM8 190V191H7ZM40 192V193H39ZM47 192H49L48 194H47ZM43 195H42V194ZM47 195H46V194ZM42 195V196H41ZM46 195V196H45ZM44 196V197H43ZM45 198V199H46ZM4 213H6V212H2V214L4 215ZM0 245L2 246V244L0 243ZM3 247V246H2ZM4 251H5V249H3Z\"/></svg>", "mask_w": 264, "mask_h": 264}]
</instances>
